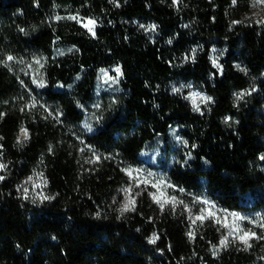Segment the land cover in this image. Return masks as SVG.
<instances>
[{"label":"trees","instance_id":"trees-1","mask_svg":"<svg viewBox=\"0 0 264 264\" xmlns=\"http://www.w3.org/2000/svg\"><path fill=\"white\" fill-rule=\"evenodd\" d=\"M263 3L0 0V264H264V24L252 16ZM72 16L95 20L94 34ZM111 67L120 91L96 108ZM145 165L244 214L255 236L245 244L147 194L124 211V171ZM38 176L36 201L23 189Z\"/></svg>","mask_w":264,"mask_h":264},{"label":"rangeland","instance_id":"rangeland-1","mask_svg":"<svg viewBox=\"0 0 264 264\" xmlns=\"http://www.w3.org/2000/svg\"><path fill=\"white\" fill-rule=\"evenodd\" d=\"M260 5L258 1H256V5ZM252 16L255 19L260 20L261 23L264 24V3L259 8L254 6L252 11ZM75 17V16H72ZM71 19L75 20L76 22L80 23V25L84 28L86 32L93 35L95 29L97 27V22L93 19ZM95 21L93 24H88V21ZM87 25V26H86ZM89 28L92 31H89ZM73 50L70 48L65 49H56L54 51L56 57L63 56L65 54L71 53ZM223 56V51L215 50L211 56V63L213 66L221 72V64L219 60ZM119 67H111V69L107 70H100L97 80L96 86L94 88V98L95 103L94 107L97 108L101 104L102 98H109L112 99L114 95H116L120 91V79H121V72L119 73L116 69ZM120 69V68H119ZM193 100L195 102H199L201 100L200 95H193ZM170 140L175 147L184 149V143L178 133V127H174L170 130L169 133ZM25 141L23 133L19 137V144ZM156 154H153V158ZM131 172V176L128 174ZM124 173L128 177L129 185L122 190L123 196V209L124 206L127 204L129 210L134 207L135 204L130 203V201H136L139 197L147 194L150 199L153 201L161 209V204H163V208L172 207L176 208L178 205L184 206L188 212L197 213L198 216H205L206 220L210 219L215 223L223 226L227 232L232 237L239 238L244 235V233H249L246 231V227L248 225L249 219L244 214H237V215H230L223 210H220L215 205L211 204L210 202L204 201L202 199H193L188 198L183 191H180L178 188H174L168 179L165 177L164 173L157 172L147 165L142 168H138L135 166H129L125 169ZM147 181V183H143V181ZM155 185V187L153 186ZM45 184L44 180L39 176L27 182L23 191L29 196L30 199H34L36 201L45 199ZM130 189V191H126ZM175 201L173 202V199ZM159 200V203L157 202ZM167 201V202H166ZM127 210V211H129ZM209 213L212 215L209 216Z\"/></svg>","mask_w":264,"mask_h":264},{"label":"snow or ice","instance_id":"snow-or-ice-1","mask_svg":"<svg viewBox=\"0 0 264 264\" xmlns=\"http://www.w3.org/2000/svg\"><path fill=\"white\" fill-rule=\"evenodd\" d=\"M234 2H235V0H234ZM71 19H77L76 17H70ZM57 19H60V17H57ZM94 23H95V21H88V24H93L94 25ZM87 26V25H86ZM89 31H92V29L91 28H89ZM12 59H14L13 57H11V56H9L8 57V60H12ZM116 71L119 73V71H120V69L119 68H117L116 69ZM40 86L42 87L43 86V84H40ZM241 96L243 95V94H240ZM203 99V98H202ZM206 100L207 101H211V97H208V98H206ZM21 131H22V133H23V136H24V139L26 140V139H28V132H27V130L26 129H21ZM19 142V141H18ZM5 166L4 165H2V164H0V170H2L3 168H4ZM130 176H131V172H129L128 173ZM3 179V177L2 176H0V180H2ZM143 183H147V181L145 180V181H143ZM154 187H155V185H153ZM126 191H130V189H128V190H126ZM173 199V202L175 201V198H172ZM157 202L159 203V200L157 199ZM167 202V201H166ZM130 203H132V204H134L135 203V201L133 200V201H130ZM163 204H161V208H163ZM124 211H127V210H129V207H128V205L126 204L125 206H124V209H123ZM210 215H212L211 213H209V216ZM206 217L205 216H198V217H196V219H198V220H203V219H205ZM190 236L192 235L191 233L189 234ZM253 236H255V234L254 233H244V235L241 237V240L245 243V244H247V242H248V239H250L251 237H253ZM151 242H155V240H152ZM225 242L224 241H222V244H224Z\"/></svg>","mask_w":264,"mask_h":264}]
</instances>
